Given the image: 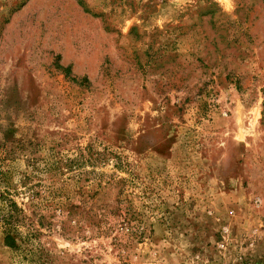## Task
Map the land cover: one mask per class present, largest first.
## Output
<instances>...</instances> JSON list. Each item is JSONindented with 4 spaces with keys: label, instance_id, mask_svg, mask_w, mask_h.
<instances>
[{
    "label": "rangeland",
    "instance_id": "1",
    "mask_svg": "<svg viewBox=\"0 0 264 264\" xmlns=\"http://www.w3.org/2000/svg\"><path fill=\"white\" fill-rule=\"evenodd\" d=\"M3 192L0 264H264V0H0Z\"/></svg>",
    "mask_w": 264,
    "mask_h": 264
},
{
    "label": "trees",
    "instance_id": "2",
    "mask_svg": "<svg viewBox=\"0 0 264 264\" xmlns=\"http://www.w3.org/2000/svg\"><path fill=\"white\" fill-rule=\"evenodd\" d=\"M58 68L63 72L66 78L75 81V78H71L70 69L58 66ZM82 82H86L85 78L81 79ZM26 188V186H24ZM0 227L3 234L4 245L11 249L12 251H19L21 245L26 241L25 237L20 232L22 227H30L29 236L36 237L39 233L36 229H33V224L28 217L25 216L23 209H21L12 199L9 198L6 192L0 193ZM40 220L43 218L38 216ZM39 226L42 223L38 224ZM32 230V231H31Z\"/></svg>",
    "mask_w": 264,
    "mask_h": 264
}]
</instances>
